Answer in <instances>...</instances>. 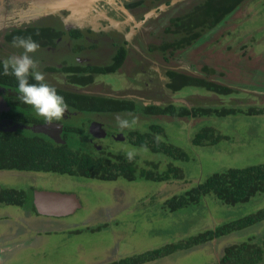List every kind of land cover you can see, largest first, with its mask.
Masks as SVG:
<instances>
[{
    "label": "rangeland",
    "instance_id": "obj_1",
    "mask_svg": "<svg viewBox=\"0 0 264 264\" xmlns=\"http://www.w3.org/2000/svg\"><path fill=\"white\" fill-rule=\"evenodd\" d=\"M90 5L85 7L88 12L93 9ZM29 13L32 10L25 4L12 10L4 9L0 3V28L52 25L67 29L77 23L78 16L82 17L80 11H69L67 15L60 12L59 17L50 16L39 22L22 19V15ZM178 55L181 59L177 65L182 69L203 61L215 72L214 80L237 93L218 97L184 88L168 97L157 98L160 102L187 107L264 105V0L248 1L198 44ZM152 79L156 82L154 75ZM105 83L117 92L126 91L119 81ZM151 123L162 128L161 141L182 150L186 160L152 154L126 143L112 142L108 149L118 155L135 150L137 168L148 169L144 163L152 162L162 172L169 163L178 169L180 179L100 181L51 172L0 170V191H23L25 207L31 188L73 194L79 204L71 215L45 217L33 210L25 211L21 206L0 203V264H110L184 241L264 209V193L234 205L223 204L208 194L172 212L164 207L166 200L184 194L214 173L264 164V115L160 118L151 119ZM203 128L208 129L214 141L193 144V136ZM142 130L138 128L139 132ZM263 238L264 220L142 264H218L224 247Z\"/></svg>",
    "mask_w": 264,
    "mask_h": 264
},
{
    "label": "trees",
    "instance_id": "obj_2",
    "mask_svg": "<svg viewBox=\"0 0 264 264\" xmlns=\"http://www.w3.org/2000/svg\"><path fill=\"white\" fill-rule=\"evenodd\" d=\"M245 0H205L202 3H185L172 8L156 22L152 31L153 51L162 55L161 62L169 64L176 62L175 54L195 44L215 28L227 15L232 13ZM155 44V45H154ZM177 64V63H176ZM175 64V65H176ZM179 66V65H178ZM180 67V66H179ZM181 68V67H180ZM190 68V69H189ZM188 69L167 71L166 90L179 91L184 88H194L218 97H231L237 92L213 79L214 71L206 66L197 68L189 64ZM2 75H0V80ZM86 108L91 111L120 112L131 111L133 107L110 99H97L88 103ZM136 108V107H135ZM148 114L154 119H200L222 118L225 116L264 115L262 106L212 105L184 106L171 103L151 105ZM146 108V109H147ZM144 108L141 114H145ZM147 115V114H146ZM162 128L151 124L145 132L129 133V146L147 148L152 154H160L171 159L186 160V154L179 149L164 144L160 135ZM208 129L203 128L193 136V144L210 139ZM216 141L218 138H214ZM146 168H137V159L129 162L125 155L111 152L85 153L81 147L55 145L41 136L27 131H0V170L25 172H51L60 175L79 176L100 181L123 179L134 181L137 178L166 182L180 179L178 169L167 164L162 172H158L157 163L145 162ZM264 193V164L248 166L241 169H227L208 176L204 181L179 196H172L165 201V209L169 212L196 203L201 197L212 194L226 205L247 202L251 197ZM23 192L3 189L0 191V203L3 205H23ZM30 205L29 200L27 206ZM264 220V209L253 215L233 222L215 226L213 229L197 234L184 241L165 245L141 255L120 259L110 264H142L166 256L176 250H186L191 247L211 242L233 232ZM264 261V238L246 241L223 248L218 264H262Z\"/></svg>",
    "mask_w": 264,
    "mask_h": 264
},
{
    "label": "flooded vegetation",
    "instance_id": "obj_3",
    "mask_svg": "<svg viewBox=\"0 0 264 264\" xmlns=\"http://www.w3.org/2000/svg\"><path fill=\"white\" fill-rule=\"evenodd\" d=\"M202 1L205 0H94L90 2L92 11L79 10L82 17L78 16L77 23L67 29L42 25L8 30L0 35V131L21 132L32 128L30 132L55 145L81 147L85 153L102 150L114 153L108 149L110 143L128 144L129 133L145 132L152 124L147 107L162 105L164 103L157 98L178 92L166 90L164 74L181 69L176 64L181 59L178 54L192 48L177 52L176 62H161L162 55L152 49L156 22L182 3ZM248 1H243L217 26ZM14 36H31L40 45L33 58L39 61V70L45 74L46 82L56 88L68 105L60 121L48 124L37 116L31 106L21 101L16 78L3 74V60L23 52L12 47ZM196 65L206 66L200 60ZM152 75L156 82H152ZM106 80L121 82L127 92L111 89ZM29 83L36 81L30 76ZM97 99L115 100L133 109L120 112L88 110L87 104ZM143 108L145 114H141ZM118 117L129 121L135 118L137 124L121 130L117 126ZM138 128L143 130L139 132ZM33 191L41 190H28L30 205H19L25 211L33 210Z\"/></svg>",
    "mask_w": 264,
    "mask_h": 264
},
{
    "label": "clouds",
    "instance_id": "obj_4",
    "mask_svg": "<svg viewBox=\"0 0 264 264\" xmlns=\"http://www.w3.org/2000/svg\"><path fill=\"white\" fill-rule=\"evenodd\" d=\"M11 44L12 47L22 49L23 52L3 60V74L13 75L16 78L21 101L31 106L37 116L42 117L48 124L60 121L68 105L64 98L57 94L56 88L46 82L45 74L39 70V61L33 58L39 51L40 45L31 36H14ZM30 76L36 83H29ZM136 124L135 118L131 121L119 117L117 119V126L121 130L130 129ZM144 151H147L146 147ZM135 155V150L126 153L129 162L134 159Z\"/></svg>",
    "mask_w": 264,
    "mask_h": 264
},
{
    "label": "water",
    "instance_id": "obj_5",
    "mask_svg": "<svg viewBox=\"0 0 264 264\" xmlns=\"http://www.w3.org/2000/svg\"><path fill=\"white\" fill-rule=\"evenodd\" d=\"M91 1L93 0H0V3L4 9L11 8L12 10L17 9L19 4H25L32 10V13L22 15V19H27V21L30 22H39L46 20L50 16L59 17L60 12L67 13L70 11V13H74L82 10V8L89 5ZM14 14H16V12H14ZM25 27L33 26L27 25ZM13 29V27L8 26L0 28V35ZM31 129L32 128L29 130ZM32 205L36 215L45 217H65L73 214L74 211L79 208L75 195L45 191L32 192Z\"/></svg>",
    "mask_w": 264,
    "mask_h": 264
}]
</instances>
